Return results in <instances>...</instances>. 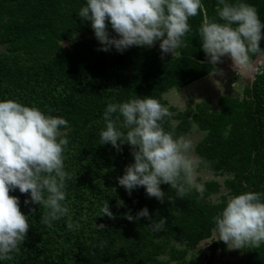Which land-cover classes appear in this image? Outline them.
<instances>
[{"label": "trees", "instance_id": "1", "mask_svg": "<svg viewBox=\"0 0 264 264\" xmlns=\"http://www.w3.org/2000/svg\"><path fill=\"white\" fill-rule=\"evenodd\" d=\"M201 2L203 8L189 18L190 31L182 37L177 55L161 59L160 42L152 47L132 46L122 53L114 47L108 52L98 50L101 45L90 23L78 15L87 0H0V47L4 49L0 101L14 100L69 122L62 129L69 140L65 170L72 175L66 180L65 203L74 225L67 227L68 217L53 221L52 227L41 224L43 209L24 204L30 194L11 191L19 197L30 227L24 243L10 254L12 259L0 264H213L214 252L225 249L223 241H214L212 232L213 217L228 200L218 204L207 200L218 191L217 183L206 182L199 192L191 188L183 197L162 184L163 203L148 197L143 187L129 195L117 177L134 162L131 146L125 143L118 152L100 141L108 103L139 96L156 98L165 106L162 97L170 89L184 88L215 72L202 49L199 28L205 14L223 21L216 12L218 0ZM242 2L253 5L264 23V0ZM260 47L264 50V36ZM256 55L263 54L250 57ZM243 91L241 98L220 97L218 109L203 103L175 111L176 125L168 117L161 121L174 138L184 137L192 125L205 133L194 148L199 169L234 174L224 181L232 197L249 191L264 193V68ZM108 201L115 219L99 217ZM32 207L37 211L30 215ZM144 207L153 220L167 218L164 231L153 232L145 218L127 219ZM96 224L106 227L99 230ZM203 241L206 249L200 245ZM176 243L182 246L177 248ZM192 250L202 258H191L193 254L187 258ZM241 253L237 262L224 264H264V243Z\"/></svg>", "mask_w": 264, "mask_h": 264}, {"label": "clouds", "instance_id": "2", "mask_svg": "<svg viewBox=\"0 0 264 264\" xmlns=\"http://www.w3.org/2000/svg\"><path fill=\"white\" fill-rule=\"evenodd\" d=\"M202 8L201 0H87L78 15L90 23L101 45L98 50L108 52L114 47L122 53L132 46L152 47L160 42L163 59L169 53L173 57L177 54L182 37L190 31L189 18ZM216 12L223 23L205 14L199 28L208 62L216 68L222 58L229 57L238 71L250 70V54H264L260 47L264 23L257 9L242 0H218ZM106 21L116 35L109 32ZM172 115L153 97L136 96L127 102L107 104L100 141L118 152L125 143L131 146L134 162L117 177L129 195L143 187L148 197L163 203L162 184L175 189L178 197L193 186L203 191L195 184V168L200 161L190 155L191 143L183 137L174 138L162 127L161 121ZM68 127L66 119L46 115L36 107L10 99L0 101V260L12 259L10 254L24 243L30 227L19 197L10 195L11 191L19 189L22 194H30L24 204L43 209L41 224L52 227L53 221L68 217L67 227L74 228L65 203L66 180L72 178L64 164L69 140L62 129ZM36 211L32 207L30 215ZM102 216L115 219L109 201L100 209ZM141 218L150 221L148 227L153 232L166 227L167 218L153 220L147 207L136 216L127 215L130 221ZM213 221L214 241H223L229 251L259 247L264 243V193L249 191L230 197ZM96 227L103 230L106 226Z\"/></svg>", "mask_w": 264, "mask_h": 264}, {"label": "rangeland", "instance_id": "3", "mask_svg": "<svg viewBox=\"0 0 264 264\" xmlns=\"http://www.w3.org/2000/svg\"><path fill=\"white\" fill-rule=\"evenodd\" d=\"M112 35H116L113 33ZM79 35L75 36L78 39ZM4 49L0 47V52ZM177 55V54H176ZM169 56H173L169 53ZM251 59V69L247 71H238L233 67L232 60L229 57L222 58V63L216 65V72L212 73L208 77L189 84L184 88H172L166 94L163 95V100H165L166 107L169 111L174 113L175 111H185L188 107L194 108L195 104L208 103L211 109H218V100L222 96L239 97L243 96L244 87L250 84L252 77L262 68H264V54L256 55L250 57ZM236 84L234 88L233 85ZM173 116V115H172ZM168 117L173 125L178 124L177 120ZM205 133L199 130L195 125H192L187 134L183 137L189 141L192 145L190 155L199 161V157L194 151L195 146L204 137ZM234 178V174L229 173H214L207 170H200L199 163L195 168V184L200 185L203 189L206 182H215L219 185L217 192H214L207 197V200L213 204H218L221 200H228L232 197L230 191L225 187L224 181L226 179ZM197 190L195 186L192 187ZM199 192V190H197ZM213 236V235H212ZM214 238V237H213ZM215 239V238H214ZM205 241L201 242L200 245L206 249L204 245ZM177 248L181 247V244H175ZM193 254V255H192ZM192 255L191 258H202V254L191 251L187 255ZM213 264H224L225 262L233 263L237 262L242 258L241 250L229 251L227 246L225 249H218L213 255ZM162 260L163 257H160ZM167 260V257H164ZM169 264H175V262H170ZM201 264V263H200ZM204 264V263H202Z\"/></svg>", "mask_w": 264, "mask_h": 264}, {"label": "crops", "instance_id": "4", "mask_svg": "<svg viewBox=\"0 0 264 264\" xmlns=\"http://www.w3.org/2000/svg\"><path fill=\"white\" fill-rule=\"evenodd\" d=\"M230 61H231V59H230Z\"/></svg>", "mask_w": 264, "mask_h": 264}]
</instances>
